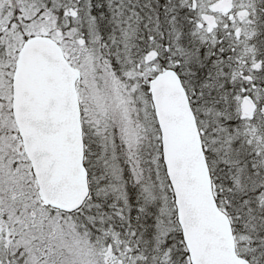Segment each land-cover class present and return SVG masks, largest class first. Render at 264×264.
Segmentation results:
<instances>
[{
	"label": "snow or ice",
	"instance_id": "6c2138e0",
	"mask_svg": "<svg viewBox=\"0 0 264 264\" xmlns=\"http://www.w3.org/2000/svg\"><path fill=\"white\" fill-rule=\"evenodd\" d=\"M0 264H264V0H0Z\"/></svg>",
	"mask_w": 264,
	"mask_h": 264
}]
</instances>
